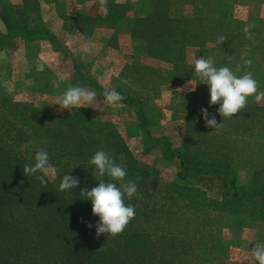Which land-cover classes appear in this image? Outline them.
<instances>
[{
	"label": "trees",
	"instance_id": "16d2710c",
	"mask_svg": "<svg viewBox=\"0 0 264 264\" xmlns=\"http://www.w3.org/2000/svg\"><path fill=\"white\" fill-rule=\"evenodd\" d=\"M45 1L58 11L64 7L60 0ZM41 6V0H21L20 4L0 0V18L7 31L0 41L48 40L56 47L58 36L44 23ZM106 8L107 15H65L62 19L73 22L87 37L98 29L111 31L112 39L129 37L146 56L173 68V82L195 80L194 67L184 62L188 48L213 43L217 46L216 66L230 57L228 67L236 72L237 65L243 66V51L251 49L260 34L259 25H255L251 29L254 39H246L230 0H106ZM221 35L227 40L219 44ZM263 51H251L246 57L253 61L247 70L259 88H264V63L257 64V58ZM243 70L236 74L242 75ZM94 87L105 99L103 90L97 84ZM116 91L126 97L121 101L124 106L137 110L144 128L143 157L161 149L167 161L177 159L180 166L175 180L159 182L158 163L151 167L143 164L116 126L93 111L75 108L69 115H55L48 109L15 102L0 91V264H214L217 260L224 264L230 246H235L224 237V229L233 232L264 222L262 179L240 188L231 163L225 158H203L197 150L203 148L201 143L188 139L175 147L165 137L153 138L147 127L145 100ZM260 110L264 108L254 106L251 98L243 111L248 132L258 127ZM38 149L48 152L56 172L54 181L46 177V186L23 172L25 165H34ZM100 150L126 169L124 183L135 181L138 185L135 196L126 199L135 207V218L115 238L96 236L99 217L92 214L91 201L80 195L82 189L98 186L95 166L88 161ZM68 174L78 178L79 185L61 192L59 185ZM202 176L224 178L220 201L182 184ZM150 183L156 185L154 197L146 193Z\"/></svg>",
	"mask_w": 264,
	"mask_h": 264
},
{
	"label": "rangeland",
	"instance_id": "374dc122",
	"mask_svg": "<svg viewBox=\"0 0 264 264\" xmlns=\"http://www.w3.org/2000/svg\"><path fill=\"white\" fill-rule=\"evenodd\" d=\"M20 4L21 0H9ZM123 3L128 0H115ZM136 1V0H132ZM228 1V0H226ZM234 7V16L242 27L246 24L259 25L260 34L251 49L244 50L246 59L251 51L264 49V0H230ZM41 16L50 32L58 36V45L48 40L6 39L0 41V91L15 102H21L38 108L50 110L55 115H69L75 108L61 109L56 99L70 86H82L96 93L92 106L80 107L93 111L106 121H111L125 139L127 146L139 156L148 167L159 166V182L175 180L179 171V161H167L162 150H154L143 157L144 128L137 119V110L124 106L121 102L108 105L94 84L103 91L119 89L142 98L148 112V129L153 138L165 137L175 147L188 139L201 143L197 148L203 158L222 161L227 159L237 176L238 186L245 188L254 181H264V110H260L257 128L253 132L246 129L247 117L241 113L233 119H223L218 114L219 104L210 106L208 85L201 83L194 72L195 80L173 82V68L161 61L145 55L139 45L132 43L129 37L112 39V32L98 29L92 36H84L73 22H64L62 16H99L103 14L99 0L83 2L81 0H60L64 5L57 10L54 4L41 0ZM226 3V2H225ZM106 7V4H105ZM228 9V5L226 4ZM76 24V23H75ZM7 31L0 18V36ZM89 44L92 54L83 52V45ZM217 46L208 43L202 47H191L185 51L184 62L194 67L195 58L213 57ZM263 56L257 58V64L264 63ZM220 61V60H219ZM230 59L220 61L219 67L229 66ZM43 70H39L40 67ZM243 66H241L242 70ZM130 83L124 85L122 79ZM92 83V84H91ZM194 88V90H192ZM264 91V88H259ZM252 98L254 106L264 108V98L259 102ZM248 104V103H247ZM206 108L222 126L212 129L206 126L201 109ZM211 118V116H210ZM189 136V137H188ZM56 172L49 179L54 181ZM184 185L193 186L207 194L210 200L220 201L225 187L222 177L190 178ZM148 196L153 195L156 185L148 184ZM171 201V199H169ZM169 201V202H170ZM168 202V204H170ZM201 221V220H200ZM202 222V221H201ZM224 237L233 240L224 264H258L252 249L258 243H264V222L235 229H224ZM238 244V245H237ZM220 261L214 262L219 264Z\"/></svg>",
	"mask_w": 264,
	"mask_h": 264
},
{
	"label": "clouds",
	"instance_id": "9594fccd",
	"mask_svg": "<svg viewBox=\"0 0 264 264\" xmlns=\"http://www.w3.org/2000/svg\"><path fill=\"white\" fill-rule=\"evenodd\" d=\"M106 0H99L101 11L107 15L105 7ZM254 24H246L242 31L246 39L253 40L254 34L251 31ZM227 40V37L221 35L217 43L221 44ZM83 52L92 54V48L89 44L83 45ZM229 59H231L229 57ZM243 60V74L237 75L241 71V65H237L236 72L227 66L217 67L213 57L209 56L195 58V74L201 81L208 85L210 92V106L219 104L218 114L223 119H233L235 114L241 113L247 106L248 99L254 97L257 102L264 98V91L259 90V82L253 77L251 71V59ZM39 70H43L41 66ZM121 83L128 85L130 82L125 78ZM194 90V88L192 89ZM108 105H116L126 99L116 89H105L102 93ZM96 99V93L82 86H70L66 91L58 96L56 105L61 109H71L92 106ZM201 113L207 127L217 129L222 123H217L214 115H211L206 108L201 109ZM211 116V118H210ZM35 163L32 166L25 165L23 172L26 176H34L44 186L47 185L46 177L54 175L55 169L50 162V157L44 149H38L35 153ZM90 165L95 166V175L99 178L98 186L90 191L82 189L80 195L90 200L92 204V214L99 217L95 225L96 236L107 234L108 238H115L129 226L135 218V207L126 203L131 200L138 190L135 181L124 183L127 171L121 165H118L113 157L103 150L97 151L88 161ZM108 177L105 181L103 178ZM119 184V186H118ZM79 185V179L71 175H65L59 185L61 192L71 191ZM92 228V224H87ZM252 254L258 264H264V243H258L252 249Z\"/></svg>",
	"mask_w": 264,
	"mask_h": 264
}]
</instances>
